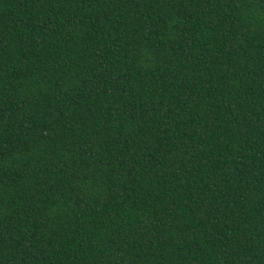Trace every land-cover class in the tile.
Segmentation results:
<instances>
[{
  "label": "trees",
  "instance_id": "obj_1",
  "mask_svg": "<svg viewBox=\"0 0 264 264\" xmlns=\"http://www.w3.org/2000/svg\"><path fill=\"white\" fill-rule=\"evenodd\" d=\"M0 264H264V0H0Z\"/></svg>",
  "mask_w": 264,
  "mask_h": 264
}]
</instances>
